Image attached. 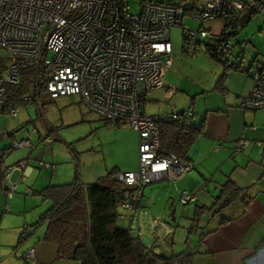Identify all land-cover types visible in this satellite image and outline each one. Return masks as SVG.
Masks as SVG:
<instances>
[{"label":"built area","instance_id":"2783aa9c","mask_svg":"<svg viewBox=\"0 0 264 264\" xmlns=\"http://www.w3.org/2000/svg\"><path fill=\"white\" fill-rule=\"evenodd\" d=\"M137 12L127 10V0H0V116L16 115L19 104L6 106V85L18 81L21 68L34 69L33 88L39 99V83L50 97L77 95L88 108L111 123L128 122L137 135L138 166L119 171L117 179L135 189L121 205L136 210L143 186L154 180L176 181L191 164L176 153L159 154V122L181 121L192 126V111L148 114L142 110L148 91L164 84L165 70L172 64L170 27L181 25V48L185 53L203 49L227 63H237L252 78L248 95L240 96L242 109L264 107V62L246 67L240 48L232 53L236 33L245 19L264 8V0H139ZM190 13L195 28L184 25ZM219 19L220 31L212 32L209 21ZM49 50L51 56H45ZM30 97L24 96L28 100ZM8 135L6 128L0 135ZM45 142L51 138L45 136ZM27 140L16 147L30 146ZM217 147V146H216ZM241 137L232 151H241ZM48 164V163H46ZM26 158L3 166V192L10 197L29 174ZM194 196L186 190L181 201ZM8 204L6 203V208ZM120 214V213H119ZM24 258H32L30 247Z\"/></svg>","mask_w":264,"mask_h":264},{"label":"rangeland","instance_id":"374dc122","mask_svg":"<svg viewBox=\"0 0 264 264\" xmlns=\"http://www.w3.org/2000/svg\"><path fill=\"white\" fill-rule=\"evenodd\" d=\"M127 3V10L130 12H137L140 8L139 0H127ZM183 23L192 28L198 26V21L190 13L184 15ZM208 24L211 25L212 32L220 31L221 21L219 19H213ZM181 34V25L170 27L169 36L175 60L174 65L172 66L171 64L165 70L169 72H164L163 85L168 83L172 87L164 88L162 85L163 87L160 86L162 88L157 87L148 91L145 95L146 101L143 104L144 108L142 105V110L148 114H157L188 108L191 111L195 110L197 112L194 121L198 122L205 110L204 103L206 102L204 98L206 96L205 99H208L209 96L208 92H202V90H207L211 86L213 79L217 80L215 78H218L219 75L217 76V74L223 70V66L203 49L193 54L183 52L181 48ZM235 38L239 44H235L232 48V53L234 55L238 53L239 45L243 48V52L242 56L235 59L231 58V60L236 62L241 60L243 67H246L255 55L256 57L252 62L253 65H257L258 62H264V8L252 14L244 26L236 33ZM51 55L52 52L49 50L44 52V57ZM40 92V103L37 100L36 89H34L31 92L32 100L19 105V111L16 115L0 116V130L6 128L7 132L14 135L12 146L13 142L15 145L17 141L23 140L31 143L30 146H14L9 151H6L5 154L0 151V155H3L2 166L14 165L24 158L28 160V164L31 167H43V171L48 169L46 167L61 165L68 170L65 177H58L62 180L61 182L70 181L75 171H78L80 176L76 175L75 178L94 181L105 173L104 169H115L119 172L129 165L134 166V169L137 168L138 165L134 158L135 153L130 142L131 135L135 133V130L128 122L111 123L108 119L99 116L88 108L77 95H63L52 98L45 89L40 88ZM249 92H246L245 95H248ZM261 109H264V107L256 110ZM244 110L254 111L253 109ZM45 127L50 129L49 132L51 134L45 135L51 138L50 142H45V136L37 133V128L43 132L42 129ZM72 150L76 155L75 160ZM78 161L79 163L76 164ZM36 170L38 169L35 168L32 180L40 176L41 169L37 173L35 172ZM27 176L24 177V181L22 180L23 183L22 181L19 183L11 197L5 199L8 207L12 203L10 207L13 212L12 215L6 218L7 221L12 226L22 221V225L30 226L32 231L25 243L21 245L24 250L21 253V257L23 258L24 253L28 251L30 246L34 245L35 240L32 238L36 235L37 230L39 228L45 229V226L43 228L40 227V224L32 216L35 212H40L43 208L42 203L46 199H43L35 191L33 194L32 192L25 194L24 185L29 184L27 180L30 178ZM185 179L186 177L175 182L154 180L146 183L143 186L141 202L139 204V206L146 208L152 216L158 214L172 224L173 233L171 232L163 239L168 242L171 241L174 252L186 248L189 249V242L193 244L195 236L199 233L202 234L205 228L212 225L211 221L206 220V216L210 211L209 209L203 207L204 212L196 213L195 210L197 208L194 207L192 202L183 203L181 201L180 191L182 188L180 186H184L183 181ZM207 184L212 188L210 183ZM1 191L4 193L3 190ZM217 193L218 191L215 192L216 195ZM35 198L40 199V201H36ZM173 200L175 210L172 203ZM211 201L212 199L208 200V203L205 205H209ZM31 203L35 204L33 208V204L31 205ZM26 204H28L27 208ZM233 208V205L227 206L226 211L231 213ZM11 211L7 210V213ZM118 212L120 213L118 223L123 226L129 217V213L126 215L125 212L127 210L125 211L123 205L118 207ZM214 216L216 217V214ZM24 225L22 229H19L23 231L21 232L23 235ZM20 231L12 239L15 240L12 245H19L18 243L20 242L17 240H19ZM11 235V232L8 230L4 237L5 239H9ZM60 259L55 258L54 261L56 262L54 264L62 263V261H71V259ZM28 260L29 262H36L37 256L34 255L32 258H28ZM50 262V264H53V261L50 260Z\"/></svg>","mask_w":264,"mask_h":264},{"label":"crops","instance_id":"0c3cea01","mask_svg":"<svg viewBox=\"0 0 264 264\" xmlns=\"http://www.w3.org/2000/svg\"><path fill=\"white\" fill-rule=\"evenodd\" d=\"M174 60L172 46V66L174 65ZM222 71L219 73L221 74ZM166 72L169 71L167 70ZM219 73L217 76L220 75ZM219 82L220 86L217 87V80L213 79L211 86L207 90H202V92H208L209 96L208 99H205L206 96L204 98L206 102L204 103L205 110L198 122L194 121L197 112L195 110L192 111L193 126L201 125L202 128L200 134L190 145L186 159L184 158L190 162L191 168L188 171L189 174L186 172L178 179L186 177L185 181H183L184 186H180L182 188L180 194L182 190H186L193 195L195 198L190 202L194 204V207L211 206L215 199V192L219 191L227 180H230L238 187L244 189L245 199H238L230 204L234 206L231 213H228L226 208L217 213L216 217L208 213L206 220L211 221L212 225L205 228L202 234L199 233L195 236L193 244L189 242L190 246L188 247L194 250L191 264H264V109L246 111L238 107L239 97L245 95L246 92L248 93L252 85L251 76L246 71L230 69L222 78V81ZM163 86L164 88L172 87L168 83ZM186 110L188 108L178 111L171 110L165 113L183 112ZM45 128L42 129L43 132L37 128V133L42 136L51 134L49 132L50 129ZM13 137L12 133L0 135V151L2 148L10 147ZM241 137L245 140V147L241 151L233 152V145ZM130 142L138 165L136 132L131 135ZM72 154L75 160L76 155L73 150ZM78 163L79 161L76 162V164ZM35 168L38 169L35 171L36 173L41 169L40 176L32 180ZM42 168L33 166L29 171L27 176L30 177L27 180L29 184L24 185L25 194L31 192L33 194L34 191L36 192L50 183H64L58 177L66 176L68 171L66 167L53 165L52 167H46L48 168L45 169L46 171H43ZM133 169L134 166L129 165L123 171ZM104 171L106 173L109 170L104 169ZM76 175L79 176L78 171H75L71 180ZM81 180L90 182L89 180ZM207 183H210L212 188ZM5 196L0 189V264H50V260L54 264L56 262L54 261L55 258H59L56 253L57 246L53 241L42 239L45 229L39 228L36 235L32 238L35 241L34 245L30 247H33L34 255L37 256L36 262H29V260L21 257V253L24 251L21 245L25 243L32 232L30 226L23 224L25 226V238L23 237L21 242L18 243L19 245H12L15 242L12 239L18 234L19 229L23 228V225L22 221L14 226L7 221L6 218L12 215L13 212L10 207L12 203L6 208L7 202L5 199L9 197L7 198L6 196L5 198ZM35 199L38 202L40 201V199ZM211 199V203L205 205ZM140 202L141 197L139 204ZM245 202L247 203L246 206ZM50 203L49 200H45L42 203L43 208L40 212H35L32 218L37 221L39 219V217L37 219V216H40ZM172 203L174 207V200ZM139 204L134 212L130 208L123 206L125 211L127 210L125 212L126 215L129 213L125 223L127 226H123L130 227L131 233L140 236L148 247H153L154 251L159 253L174 252L171 241L164 240L168 234L173 233L172 224L158 214L152 216L146 208L139 206ZM34 206L35 204H33L32 208ZM27 207L28 204H26ZM7 210L11 212L7 213ZM222 217L229 219L218 225L214 230L209 231ZM39 224L42 228L46 226L45 221ZM8 230L12 235L11 238L5 239L4 235ZM21 232L22 230L18 239L21 236ZM60 260H65V258ZM58 264L80 263L76 259H71L70 262L62 261V263Z\"/></svg>","mask_w":264,"mask_h":264},{"label":"trees","instance_id":"16d2710c","mask_svg":"<svg viewBox=\"0 0 264 264\" xmlns=\"http://www.w3.org/2000/svg\"><path fill=\"white\" fill-rule=\"evenodd\" d=\"M211 56L223 65V71L217 78V87L228 70L241 69L237 63L230 64L215 55ZM33 75L31 66L21 68L18 81L6 85V106L21 105L32 100L31 92L35 89ZM40 88L46 90L44 81L39 83V96ZM24 96L30 98L26 100ZM158 124L161 141L159 154L174 152L186 159L189 147L200 134L202 126H189L175 120L160 121ZM14 146L13 142V146L10 144V147L2 148L1 153ZM2 156L1 190L4 188ZM117 173L118 170L111 169L94 181L84 182L73 178L70 182L50 183L37 190L36 193L51 202L37 220V223L45 221L46 224L42 239L55 242L57 257L76 259L80 264H191L193 249L188 247L178 252L159 253L153 247H148L140 236L133 235L130 227L119 225L118 207L131 198L130 192L135 188L118 180ZM238 199H245L244 189L227 180L215 195L211 206L196 207L195 211L204 212L205 207L214 215ZM228 219L222 217L209 231ZM24 235L21 234L19 242L25 238Z\"/></svg>","mask_w":264,"mask_h":264}]
</instances>
